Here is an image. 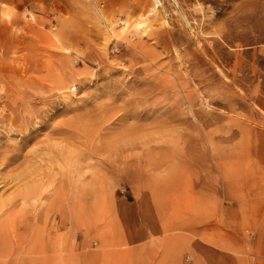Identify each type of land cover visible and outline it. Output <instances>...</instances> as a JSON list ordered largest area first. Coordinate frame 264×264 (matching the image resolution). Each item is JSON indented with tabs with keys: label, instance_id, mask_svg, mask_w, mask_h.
Here are the masks:
<instances>
[{
	"label": "rangeland",
	"instance_id": "obj_1",
	"mask_svg": "<svg viewBox=\"0 0 264 264\" xmlns=\"http://www.w3.org/2000/svg\"><path fill=\"white\" fill-rule=\"evenodd\" d=\"M0 0V264H264V0Z\"/></svg>",
	"mask_w": 264,
	"mask_h": 264
},
{
	"label": "bare ground",
	"instance_id": "obj_2",
	"mask_svg": "<svg viewBox=\"0 0 264 264\" xmlns=\"http://www.w3.org/2000/svg\"><path fill=\"white\" fill-rule=\"evenodd\" d=\"M154 2H155V3H156V5L158 6V3H159V2H158V0H154Z\"/></svg>",
	"mask_w": 264,
	"mask_h": 264
}]
</instances>
